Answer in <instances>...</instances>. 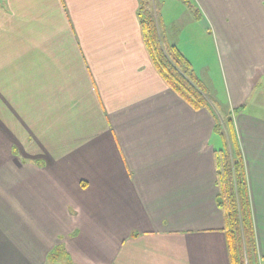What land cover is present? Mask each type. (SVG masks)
<instances>
[{
  "label": "crops",
  "instance_id": "crops-1",
  "mask_svg": "<svg viewBox=\"0 0 264 264\" xmlns=\"http://www.w3.org/2000/svg\"><path fill=\"white\" fill-rule=\"evenodd\" d=\"M194 1L188 32L215 48L264 264V0ZM140 4L0 0V264H231L222 114L158 74Z\"/></svg>",
  "mask_w": 264,
  "mask_h": 264
},
{
  "label": "trees",
  "instance_id": "trees-1",
  "mask_svg": "<svg viewBox=\"0 0 264 264\" xmlns=\"http://www.w3.org/2000/svg\"><path fill=\"white\" fill-rule=\"evenodd\" d=\"M139 19L144 45L154 68L164 82L192 109H211L214 104L200 80L196 78L192 64L177 46L168 44L162 38L159 25L144 0H141ZM219 117L226 118V122L218 118L217 131H222L221 134L229 143L217 159V202L226 215L230 262L259 264L250 188L239 135L231 114L225 113V116ZM63 252L62 247L51 251L48 255L49 262L62 259Z\"/></svg>",
  "mask_w": 264,
  "mask_h": 264
},
{
  "label": "rangeland",
  "instance_id": "rangeland-1",
  "mask_svg": "<svg viewBox=\"0 0 264 264\" xmlns=\"http://www.w3.org/2000/svg\"><path fill=\"white\" fill-rule=\"evenodd\" d=\"M147 3L153 18L157 21L161 30L162 38L165 40L167 34L170 39L165 41L172 44L173 39L177 40L179 46L184 49L187 56L193 60L191 62L194 73H197L196 78L199 79L201 84L206 89L207 96L214 104V108L220 110L222 116H225V111L221 109L224 104V96L221 89V78L219 62L216 56L215 48L212 43L196 33L193 38L188 32L189 19L195 14L196 3L194 0H144ZM180 21L178 22V19ZM195 27H198L200 20L194 22ZM194 27V26H193ZM186 56V57H187ZM187 57V58H188ZM196 70V71H195ZM238 113V112H237ZM226 122V118H220V121ZM219 132L218 139L222 148H226L229 143L228 139ZM232 140H230V143ZM53 263V262H50ZM56 264H67L66 261L60 260Z\"/></svg>",
  "mask_w": 264,
  "mask_h": 264
}]
</instances>
